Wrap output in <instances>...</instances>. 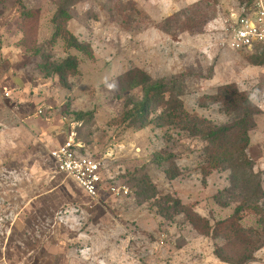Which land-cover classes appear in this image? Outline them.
<instances>
[{
  "label": "rangeland",
  "instance_id": "374dc122",
  "mask_svg": "<svg viewBox=\"0 0 264 264\" xmlns=\"http://www.w3.org/2000/svg\"><path fill=\"white\" fill-rule=\"evenodd\" d=\"M244 1L0 0V264H229L215 249L238 259L233 229L203 235L233 214L234 198L215 200L230 173L204 175V143L162 125L160 108L142 129L123 120L126 103L141 91H121L119 80L137 69L172 84L184 111L212 126L232 117L206 97L226 84L246 93L260 111L246 154L264 191V66L246 60L262 59L264 45H225L224 21ZM62 7L66 29L90 56L59 38L50 42ZM68 56L78 68L63 85L47 70ZM72 130L100 162L97 201L58 174L48 156ZM155 154L173 158L155 164ZM109 185L126 187L128 196L111 197ZM240 226L255 228L251 212ZM247 264H264V247Z\"/></svg>",
  "mask_w": 264,
  "mask_h": 264
},
{
  "label": "trees",
  "instance_id": "16d2710c",
  "mask_svg": "<svg viewBox=\"0 0 264 264\" xmlns=\"http://www.w3.org/2000/svg\"><path fill=\"white\" fill-rule=\"evenodd\" d=\"M250 3L251 0L244 1ZM243 3V2H242ZM66 7L56 11L52 18L54 26L50 42L61 39L66 49L90 56L91 50L87 44L79 42L65 27ZM259 46V45H258ZM263 46V45H262ZM247 62L253 66H264V57H247ZM78 63L75 57L68 56L59 64L47 70V74L56 75L65 85L69 74H76ZM41 70L43 68L41 67ZM182 77V76H181ZM174 85L162 81H153L152 78L141 70H132L123 75L119 80L121 91L126 89H140L141 97L137 101H128L122 114L123 120L142 129L150 123L149 115L153 108H160L158 120L162 125H173L186 132L192 138H198L204 143V157L207 168L204 175L211 171H228L230 173L229 185L215 197L216 202L223 195L234 198L236 207L228 222L217 223L211 230L210 227L203 233L204 236H222L227 228L233 229L234 242L239 243V255L236 260H227L220 250L214 255L223 263L247 264L253 261V253L264 247V191L261 188L259 174L253 172V163L247 157L246 149L249 145V132L255 127L254 117L260 111L253 106L249 96L240 92L234 84L218 87L216 93L206 97L214 104H219L225 115L231 116L229 123L222 126H212L205 120L189 116L183 107L178 93H173ZM80 119L83 114H76ZM173 158V155L163 157L155 154L153 162L161 164ZM169 179L175 176L166 173ZM174 209L181 211L182 205L178 200L168 198ZM227 206V203H221ZM251 212L255 217V228L243 229L240 224L243 213ZM225 226L224 231L220 228ZM228 233V231H227ZM226 233V234H227Z\"/></svg>",
  "mask_w": 264,
  "mask_h": 264
},
{
  "label": "built area",
  "instance_id": "2783aa9c",
  "mask_svg": "<svg viewBox=\"0 0 264 264\" xmlns=\"http://www.w3.org/2000/svg\"><path fill=\"white\" fill-rule=\"evenodd\" d=\"M225 45L233 51H245L264 45V0L239 3L229 10L224 21ZM72 130L48 152L58 174L70 179L89 199L97 201L102 192L100 162L89 157ZM107 192L115 199L128 196L124 186L109 185Z\"/></svg>",
  "mask_w": 264,
  "mask_h": 264
},
{
  "label": "crops",
  "instance_id": "0c3cea01",
  "mask_svg": "<svg viewBox=\"0 0 264 264\" xmlns=\"http://www.w3.org/2000/svg\"><path fill=\"white\" fill-rule=\"evenodd\" d=\"M59 143H60V142H59ZM59 143H57L56 146H57ZM56 146H55V147H56ZM53 148H54V147H53Z\"/></svg>",
  "mask_w": 264,
  "mask_h": 264
}]
</instances>
